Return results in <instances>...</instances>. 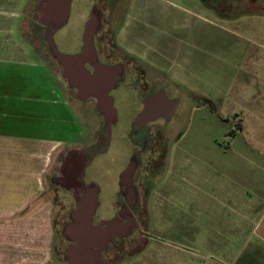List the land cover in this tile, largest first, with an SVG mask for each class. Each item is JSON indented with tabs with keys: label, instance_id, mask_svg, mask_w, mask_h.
Listing matches in <instances>:
<instances>
[{
	"label": "rangeland",
	"instance_id": "1",
	"mask_svg": "<svg viewBox=\"0 0 264 264\" xmlns=\"http://www.w3.org/2000/svg\"><path fill=\"white\" fill-rule=\"evenodd\" d=\"M252 1L213 0L210 9L193 0L167 1L182 13L179 17L187 26L196 28L194 37L201 42L199 49L203 47V53L198 57L184 53V59H193L192 64L186 60L183 63L191 69L184 71L185 79L191 80L190 75L187 77L191 72L198 82L192 84V80L188 85L177 81L167 87L168 94L179 102L172 120L162 122L167 155L163 166L154 168L149 179L153 193L144 228L148 237L122 252L117 264H264V258L257 253L258 246L264 248V217L260 225L256 224L262 218V213L256 212V200L249 197V192L242 193L245 186L240 181L227 180L229 172L231 175L248 155H253L242 146L258 144L263 139V126L254 119L257 114L245 117L247 105L238 100L241 87L237 84L246 81L247 66H264L262 51L238 54L242 49L264 47V0ZM34 3L35 0H0V80L9 82L3 94V99L6 95L9 99L3 104L10 106L8 113L4 111V121L9 122L14 135L48 138L52 142L48 145L43 196L51 204V223L57 232L55 218L62 219L69 212L63 209L67 193L50 185L59 159L71 148L97 149L106 137L104 119L93 102L82 103L67 93L58 65L42 39L34 37ZM23 7L27 17L22 15ZM230 52L236 55L227 54ZM243 67L244 71H240ZM251 76L255 74L248 80L255 83L257 78L253 80ZM10 83L22 85L13 88ZM227 83L234 86L224 104H220L218 113L209 112L201 94H208L213 85L218 89ZM120 109L127 111L123 104ZM16 112L19 114L13 115ZM19 115L22 117L15 119ZM132 117L127 114L126 120ZM242 121L243 127L238 130ZM233 131L236 137L228 135ZM123 149L114 146L98 161L103 203L113 200V183L116 180L117 188V176L128 162L130 151L124 153ZM113 158L112 164L109 159ZM232 164L235 165L230 169ZM58 198L61 200L57 204ZM58 239L62 241L59 235ZM51 254L52 264H64L53 249Z\"/></svg>",
	"mask_w": 264,
	"mask_h": 264
},
{
	"label": "flooded vegetation",
	"instance_id": "2",
	"mask_svg": "<svg viewBox=\"0 0 264 264\" xmlns=\"http://www.w3.org/2000/svg\"><path fill=\"white\" fill-rule=\"evenodd\" d=\"M59 1L51 0L54 4L59 3ZM167 1L71 0L68 21L56 32L36 22L37 16L40 15V3H42V0H35L32 9L33 30L34 33H37L34 37L42 39L47 53L54 64L58 65L59 69L58 62L49 52L46 40L47 33L53 34V39L59 52L67 55H77L81 53L85 45L84 38L87 34V24L93 17L97 22L99 21V25L93 34V47L96 58L92 60L93 64L87 63L85 65V70L90 74H94L97 69L106 67L105 69L112 71L115 76V83L110 86L108 95L114 101L117 119L111 125L109 134L105 119L101 115L104 119L103 133L106 137L105 142L94 150L87 151L82 149L86 152L85 160H89L93 153H97L84 168L81 178L85 187L95 184L99 188L97 207L92 218L93 225L98 226L101 223L117 221V226H120L119 232L112 237L108 248L102 255L104 264H117L122 252L129 251L136 241L148 237V233L144 228H146L147 224L145 221L147 219L148 203L153 193L152 188L148 186L149 179L155 173L154 168L163 166L164 158L167 155V150L163 143L166 135L161 129L162 122H170L172 120L178 107H175L172 115L169 112L173 107L174 101L179 102V99L171 97L169 95L170 90L168 91L174 80L168 77L166 71L158 64L152 63L147 57V51L151 49L149 43L152 32L159 37L163 36L158 40V46L163 51L171 52L176 45L177 49L180 46L178 33L180 26L175 24V21L167 24L160 19ZM212 1L193 0L198 5H203V7H208L209 9ZM176 5H179V3L176 2ZM24 11L23 7L22 15L26 16ZM174 11L176 10H173L172 13ZM118 17H120V20H117ZM175 18L178 19L175 16L172 17L173 20ZM155 20H157V24L153 26ZM61 47L66 51H63ZM64 88L75 100L77 91L68 88L65 82ZM162 94H164L166 100L161 98ZM88 101H92L95 105L93 99H89L86 102ZM121 104L126 107V112L121 111ZM206 105L208 106L209 104ZM148 108H152L151 115L156 119L148 122L136 121V118ZM127 114H133L131 121L126 120ZM224 121L226 122L227 120ZM114 146L121 149L125 148L122 150L124 153L129 150L130 155L127 164L117 176V188L116 180L113 183V200L103 203L100 198L104 190L97 178V174L101 171L98 161L105 156L104 154L107 155ZM65 154L66 152L59 159L52 178L50 177V185L67 193L65 199L68 200L63 209L66 213L68 210L69 212L62 219L55 218L54 220L55 229L58 230L55 232L58 243L53 247L56 258L67 264L65 262V254L71 242L63 236V229L70 223L71 214L76 209V196L73 191L60 188L55 184L56 179L60 176L59 172H63L61 170V160L63 161L62 158ZM109 160L113 164L114 158ZM130 163H134L135 166L131 178L132 193L122 188L120 180L122 173ZM74 167L75 164L69 168V171L68 168L64 170V178L66 180L70 178L67 177L68 172ZM85 196L86 193L82 191L80 197L83 198ZM58 200L61 199H56L57 204ZM58 235L61 236L62 241L58 239Z\"/></svg>",
	"mask_w": 264,
	"mask_h": 264
},
{
	"label": "crops",
	"instance_id": "3",
	"mask_svg": "<svg viewBox=\"0 0 264 264\" xmlns=\"http://www.w3.org/2000/svg\"><path fill=\"white\" fill-rule=\"evenodd\" d=\"M165 6L160 19L167 24L175 21V24L180 26L178 30L180 46L177 49L176 45L171 52H165L158 46V40L163 36L159 37L152 32L149 43L151 49L147 51V57L152 63L158 64L165 70L166 75L174 82L186 81L188 85H191L193 80L192 84H195L198 79L194 75L192 77L191 72L187 74V77L190 75L191 80L185 79L184 71H191V69H187L190 66L183 61H187L184 59V53L193 54L196 57L203 53V47L199 49L201 42L194 37L196 28L187 26L184 19L183 21L180 19L179 15L182 13L172 3L167 2ZM173 10L176 11L172 13ZM183 14H185L184 10ZM173 16L178 19L173 20ZM156 22L157 20L153 22V26L157 24ZM261 49H242L238 54L247 56L255 51H262L261 54H263L264 47ZM227 54L236 55L231 52ZM192 59L193 57L190 56L187 62L192 64ZM243 60L245 61V58ZM261 65L264 64L261 63ZM195 66L193 68L197 67ZM240 71H244V67ZM245 73L246 81L237 84L241 87L240 92L238 91L240 95L238 100L239 103L247 105L245 117L252 118V114H257L254 119H257V123L263 126V139L258 144L246 143L242 146L244 151H251L253 155H248L245 163L240 164L231 172V175L229 172L227 180L230 178L232 181H240L245 186L242 188V193L249 192V197L256 200L254 201L256 212L262 213V218L256 223L260 225L264 217V66L249 64ZM253 74L257 78L254 80L255 77L251 76L255 83L248 80V76ZM8 83L5 79L0 80V91L2 92L0 95V264H52V249L58 241L51 223L49 210L51 204L45 202L46 197L43 196L46 192L44 178L48 167V145L52 142L48 138L22 137L10 133L9 122L4 121L6 118L4 111L8 113L10 106L3 104L9 99L8 95L3 99L4 91H8ZM18 84L10 83V87H19ZM232 86L234 85L227 83L217 89L213 85L212 91L209 90L208 94L204 91L201 94L205 105L209 104V112L218 113L220 104H224V98L232 91ZM21 89L23 92V86ZM51 92L54 94V89ZM212 106L215 111H212ZM198 111H201L200 107ZM16 114L19 112L13 115ZM234 116L238 117L237 114ZM19 117L22 116L19 115L15 119ZM242 122L241 128L244 124V121ZM236 136L237 134L234 137ZM234 165L232 164L230 169ZM238 170L240 176H238ZM250 171L252 173H249ZM228 183L232 184L229 181ZM36 202L37 204L33 206ZM257 248L260 249L259 252L257 251L259 258H264V248L259 246Z\"/></svg>",
	"mask_w": 264,
	"mask_h": 264
},
{
	"label": "water",
	"instance_id": "4",
	"mask_svg": "<svg viewBox=\"0 0 264 264\" xmlns=\"http://www.w3.org/2000/svg\"><path fill=\"white\" fill-rule=\"evenodd\" d=\"M51 0H42L40 11L36 22L53 29L56 32L62 28L68 21L71 0H60L59 3L52 6ZM99 21L93 17L87 24V34L84 38V48L77 55H67L59 52L53 39L52 33H47L46 40L48 49L52 57L58 62L60 67V78L66 83L68 88L75 89L76 99L80 102H86L93 99L96 110L104 117L108 132L110 134L111 125L117 119V111L114 108V101L108 95L109 88L115 83V76L109 69H97L94 74L86 72L85 65L93 64L95 59L93 47V34L98 27ZM109 86V87H108ZM161 98L165 99L164 94ZM178 101H174L172 109L169 112L172 115ZM152 108H148L136 118L139 122L154 121L156 118L151 115ZM97 153H93L89 160H85L86 152L79 148H71L61 160L60 176L55 184L58 187L73 191L76 196V209L71 214V221L63 229V236L71 242L66 250L65 262L67 264H104L102 255L108 248L114 235L119 232L120 226L117 221L101 223L98 226L93 225V215L97 207L98 186L90 185L85 187L81 181L84 168L90 163ZM63 164V165H62ZM75 167L68 172V180L64 178L66 168ZM134 163H130L127 169L122 173L120 180L122 188L127 192H133L131 187V178L134 172ZM63 177V178H62ZM57 178V177H55ZM54 178V180H55ZM53 180V182H54ZM85 192V197H80L81 192Z\"/></svg>",
	"mask_w": 264,
	"mask_h": 264
},
{
	"label": "trees",
	"instance_id": "5",
	"mask_svg": "<svg viewBox=\"0 0 264 264\" xmlns=\"http://www.w3.org/2000/svg\"><path fill=\"white\" fill-rule=\"evenodd\" d=\"M214 106H212V111H215V109L213 108ZM238 127V130L241 128V126H240V124L237 126ZM235 134H236V132L235 131H233V132H230L228 135L229 136H235Z\"/></svg>",
	"mask_w": 264,
	"mask_h": 264
}]
</instances>
